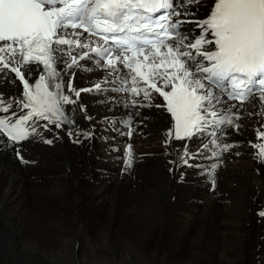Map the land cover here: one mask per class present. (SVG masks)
<instances>
[{
	"label": "snow or ice",
	"instance_id": "obj_1",
	"mask_svg": "<svg viewBox=\"0 0 264 264\" xmlns=\"http://www.w3.org/2000/svg\"><path fill=\"white\" fill-rule=\"evenodd\" d=\"M200 11L206 12L203 18L197 16ZM88 37L98 39L89 42ZM75 49L81 51L74 55ZM74 67L86 72L103 69L107 76L92 88L79 89L73 86L76 73L69 71ZM34 73L38 79L30 82ZM0 79L12 83L18 79L23 85L21 96L7 102L0 93V113L8 114L0 116V147L13 149L23 164L32 162L24 158L22 142L37 135L38 121L54 124L74 144L97 138L94 124L84 130L76 119L81 112L86 120H93L79 102L82 92H92L125 94L127 103L112 95L101 103L111 100L125 109H137L127 111L124 119L108 121L106 130L129 139L136 132L139 108L166 109L173 123L165 132V147L185 141L171 144L177 160L169 163L177 169L201 168L189 161L210 145L218 149L211 152L217 159L239 146L227 143L226 137L229 129L239 134L245 127L240 121L253 115L246 104L258 103L256 115L264 116V0H0ZM141 93L147 103L137 99ZM153 93L164 103L154 104ZM13 101L21 112L28 111L16 115ZM146 118L142 116L141 122ZM261 129L264 124L257 129L258 138L264 140ZM193 137L199 145L195 152L188 148ZM252 147L258 149L254 159L264 165V144ZM109 151H123L118 158L124 170L132 168L131 144ZM218 167L213 163L197 173L213 190ZM185 175L181 172L178 182ZM258 215L264 217V210Z\"/></svg>",
	"mask_w": 264,
	"mask_h": 264
},
{
	"label": "bare ground",
	"instance_id": "obj_2",
	"mask_svg": "<svg viewBox=\"0 0 264 264\" xmlns=\"http://www.w3.org/2000/svg\"><path fill=\"white\" fill-rule=\"evenodd\" d=\"M82 84L77 75L73 86ZM79 102L93 120L78 112V126L87 130L94 124L95 140L74 144L58 128L56 135L59 132L62 142L49 151L43 153L45 144L23 148L24 158L32 162L25 165L41 181H50L27 192L38 195V206L24 204V184L7 167L0 168V264H247V247L254 235L256 246L248 264H264V217L258 215L264 210V165L252 158L246 146L239 149L240 158L223 160L213 190L199 171L187 166L177 169L175 163H169L177 160L171 144L181 143L165 147L162 133L167 119L157 114L146 121V138L122 141L112 137L113 146L134 144L133 166L124 170L123 160L118 158L124 156L123 151H109L113 146L99 138L104 133L100 118L111 114L104 112L111 110L110 104L97 105L89 95H81ZM188 148L194 152L192 144ZM0 157L15 160L4 151ZM63 169L75 181L67 180ZM181 172L186 175L178 182ZM81 201L85 203L81 205ZM70 209L82 223L75 220L78 216L69 218ZM85 215L95 217L94 245L86 234ZM159 225L166 241L159 242L151 256L148 247L143 255L137 252L154 237ZM110 231L111 244L106 241Z\"/></svg>",
	"mask_w": 264,
	"mask_h": 264
},
{
	"label": "rangeland",
	"instance_id": "obj_3",
	"mask_svg": "<svg viewBox=\"0 0 264 264\" xmlns=\"http://www.w3.org/2000/svg\"><path fill=\"white\" fill-rule=\"evenodd\" d=\"M108 112V111H110L109 109H107V110H105L104 112ZM109 113V112H108ZM132 147L134 148V144L132 145ZM53 148V146H49V147H45L44 149H43V153H45V152H47V151H49L50 149H52ZM42 153V154H43ZM9 163V164H8ZM5 164V165H4ZM7 164V165H6ZM12 164V165H11ZM15 166H18V167H15ZM6 167H7V170H10V172L12 173V174H14L15 176H18V178L21 180V182L24 184V188H25V192L26 193H24V204H27V203H30V204H32L33 206H38L37 205V202H36V200H37V198H38V195H30V194H28L27 192L29 191H31L32 189H33V187H34V185H36V186H38V185H47V184H50V181L49 182H43V181H41L40 179H39V175H37L31 168H29V167H25V166H20L19 165V163L16 161V160H11V162H10V160H5V159H2L1 157H0V168H3V169H6ZM19 167H20V170H19ZM25 167V168H24ZM11 168V169H10ZM18 168V169H17ZM12 169H14V170H12ZM27 169V170H26ZM23 170V171H22ZM17 171V172H16ZM24 171H25V173H24ZM14 172V173H13ZM32 173V174H30V173ZM18 173V174H17ZM62 173L63 174H67L66 175V179L67 180H71V181H75V179L73 178V177H71L68 173H67V171H65V169H63L62 170ZM30 174V175H29ZM29 175V176H28ZM22 176V177H21ZM33 176V177H32ZM36 176V177H35ZM54 174H52L51 176H50V178L51 179H53L54 178ZM69 176V177H68ZM27 177V178H26ZM30 177V178H29ZM38 178V179H37ZM31 179V180H30ZM35 179H37V180H35ZM29 180V181H28ZM31 181V182H30ZM35 181V182H34ZM78 181H80V182H82V180L79 178V180ZM38 182V183H37ZM34 183V184H33ZM42 183V184H41ZM27 187V188H26ZM29 189V190H28ZM69 190H70V188H69ZM101 195H107V194H105V193H100ZM31 196L33 197V198H31ZM250 196V195H249ZM30 197V198H29ZM27 198V199H26ZM34 198H36V199H34ZM250 198H252V197H250ZM35 202V203H34ZM65 204H67L68 203V200L67 201H65L64 202ZM83 203H85L84 201H81L80 202V204L81 205H83ZM228 203H232V201L230 200ZM64 204V205H65ZM63 206V205H62ZM133 207V206H132ZM260 212V211H259ZM77 212H73L71 209L69 210V213H68V216H69V218H75V217H77L78 216V218H76L75 220L78 222V223H82V221L79 219L80 217H79V215L78 214H76ZM66 214H67V212H66ZM49 217H51V216H49ZM83 218V217H82ZM85 218V219H84ZM83 218V220L84 221H86L87 222V226H88V229H87V231H86V234H87V236L88 237H90L91 238V240H92V244L94 245L95 244V236H94V233H93V228L94 227H96L95 226V223H94V219H95V217H92V215H85V217ZM71 221V220H70ZM93 224V225H92ZM68 228H72L71 226H68ZM254 228V227H253ZM255 229V228H254ZM155 230L156 231H154V233H155V235H154V237H152V238H150L148 241H149V243L148 244H146L145 246L143 245V246H141V248L139 247V249L140 250H138L137 249V252H139L140 254H142L143 255V253L145 252V250H146V248L147 249H149L150 248V250H149V254H150V256L152 255V253H153V251L154 250H156L157 249V247H158V245H159V242H162V241H166V239L168 238V237H166L165 239H164V235H163V229H162V226L161 225H159V226H156L155 227ZM159 231V233H157ZM162 231V232H161ZM112 232V233H111ZM254 234H256V231L254 232ZM112 236H113V231H110L109 232V236H108V238L109 239H106V241H108V243H110L111 244V242H112ZM254 237V239H256L255 237H256V235H254L253 236ZM252 240L251 241V244H250V246L249 247H247V252H249V254H246V260H247V264L248 263H250L251 262V258H252V254H253V251H254V249H255V246H256V240ZM255 242V243H254ZM42 242H40V244H41ZM128 243V242H127ZM128 246H132V245H128ZM77 247H79V244H77ZM47 248V247H46ZM78 249V248H77ZM154 249V250H153ZM144 251V252H143ZM143 252V253H142ZM169 254L168 253H165V257H167V258H169V256H168ZM251 255V256H250ZM249 256V257H248ZM116 262H117V259H116Z\"/></svg>",
	"mask_w": 264,
	"mask_h": 264
}]
</instances>
